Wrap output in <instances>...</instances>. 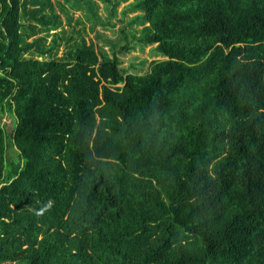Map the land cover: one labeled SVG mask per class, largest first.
Returning <instances> with one entry per match:
<instances>
[{
  "label": "trees",
  "instance_id": "trees-1",
  "mask_svg": "<svg viewBox=\"0 0 264 264\" xmlns=\"http://www.w3.org/2000/svg\"><path fill=\"white\" fill-rule=\"evenodd\" d=\"M49 2L0 0V264H264V0H133L147 73Z\"/></svg>",
  "mask_w": 264,
  "mask_h": 264
},
{
  "label": "rangeland",
  "instance_id": "rangeland-1",
  "mask_svg": "<svg viewBox=\"0 0 264 264\" xmlns=\"http://www.w3.org/2000/svg\"><path fill=\"white\" fill-rule=\"evenodd\" d=\"M109 1L112 4L115 0ZM132 2L133 0H129L126 4L119 3L113 14L111 4L102 0H50V5L46 6L45 13L48 17L58 16L61 25L56 30L42 32L39 36L45 37L46 46L55 38L58 44L55 50L57 58L67 57L69 51L75 50L76 45L80 44L82 39L88 45H94L96 49L104 48L109 54L112 53L113 45H117V50H119L127 45L128 40L131 45L136 47L120 53V58L123 61L122 67L131 72H135L133 69L136 68L140 73H147L151 68L152 60L164 57L157 55L152 45L142 49L139 42L134 41L132 33L140 30L141 27L131 26L134 14H121L128 9L127 6ZM21 22L24 24V28L35 25L39 31L46 29L40 24H34L35 22L28 18H22ZM127 37L128 39H126ZM0 126L5 131L6 166H8L11 160L17 157L11 145L14 120L9 113L0 116Z\"/></svg>",
  "mask_w": 264,
  "mask_h": 264
}]
</instances>
